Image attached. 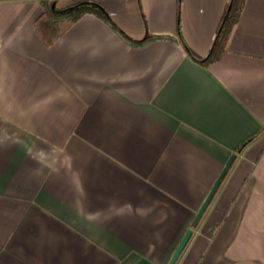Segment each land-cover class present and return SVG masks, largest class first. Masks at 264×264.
Here are the masks:
<instances>
[{
    "label": "crops",
    "instance_id": "0c3cea01",
    "mask_svg": "<svg viewBox=\"0 0 264 264\" xmlns=\"http://www.w3.org/2000/svg\"><path fill=\"white\" fill-rule=\"evenodd\" d=\"M40 1H0V264H167L232 155L175 264H264V0L209 64L230 0Z\"/></svg>",
    "mask_w": 264,
    "mask_h": 264
},
{
    "label": "trees",
    "instance_id": "16d2710c",
    "mask_svg": "<svg viewBox=\"0 0 264 264\" xmlns=\"http://www.w3.org/2000/svg\"><path fill=\"white\" fill-rule=\"evenodd\" d=\"M40 3L44 7V15L53 20V22L54 20H58L66 22L70 25L86 14H93L101 19H106L100 7L97 4L89 1L79 2L60 13L51 10L50 0H41ZM243 8L244 0H230L226 13L218 29L214 45L205 64H209L216 61L222 55L225 50L227 40L232 32L233 27L238 22ZM152 39L154 38L148 37L146 41Z\"/></svg>",
    "mask_w": 264,
    "mask_h": 264
},
{
    "label": "water",
    "instance_id": "95a60500",
    "mask_svg": "<svg viewBox=\"0 0 264 264\" xmlns=\"http://www.w3.org/2000/svg\"><path fill=\"white\" fill-rule=\"evenodd\" d=\"M233 161H234V155L230 156V158L225 163V165H224L223 169L221 170L218 178L214 181L209 193L207 194V196L204 199L203 203L201 204L200 208L197 210L195 216L193 217V220L191 222V228H188L185 231V233L183 234V236L180 239L179 243L177 244L176 248L174 249V252L172 253L169 261L167 262V264H175L176 263L178 257L180 256V254L184 250L186 244L188 243L189 239L191 238L192 229L195 228L198 225L202 215L204 214V212H205L206 208L208 207L210 201L212 200L214 194L218 190V188H219L224 176L228 172V170H229L230 166L232 165ZM138 264H153V263H151L148 260L142 258V259L139 260Z\"/></svg>",
    "mask_w": 264,
    "mask_h": 264
},
{
    "label": "rangeland",
    "instance_id": "374dc122",
    "mask_svg": "<svg viewBox=\"0 0 264 264\" xmlns=\"http://www.w3.org/2000/svg\"><path fill=\"white\" fill-rule=\"evenodd\" d=\"M82 1H88V0H71V1H69V3H70V4L75 3V2L79 3V2H82ZM51 2H53V1L51 0ZM74 5H75V4H74ZM72 6H73V5H72Z\"/></svg>",
    "mask_w": 264,
    "mask_h": 264
}]
</instances>
